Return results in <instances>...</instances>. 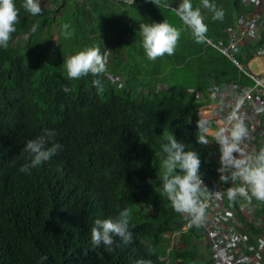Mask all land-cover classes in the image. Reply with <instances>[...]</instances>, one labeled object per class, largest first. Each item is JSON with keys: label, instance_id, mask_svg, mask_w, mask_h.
Returning <instances> with one entry per match:
<instances>
[{"label": "trees", "instance_id": "16d2710c", "mask_svg": "<svg viewBox=\"0 0 264 264\" xmlns=\"http://www.w3.org/2000/svg\"><path fill=\"white\" fill-rule=\"evenodd\" d=\"M142 1L121 7L107 0H40L41 12L33 16L22 8V0H14L18 21L7 47L0 48V264H37L41 255L47 256L44 264H135L137 259L150 264H212L195 228L180 233L170 246L169 234L181 230L182 221L161 195L159 182V145L169 132L185 150L195 151L200 167L212 173L215 146L195 140L202 102L173 86L156 89L154 80L136 85L119 74L123 62L143 71L163 70L142 63L149 60L141 45L118 48L128 40L123 19L137 24L146 11ZM210 2L224 11L222 20L207 22L206 37L213 41L225 42V31L234 30L236 17L253 11L241 0ZM259 14L264 24V1ZM65 23L72 31L68 38L61 35ZM263 44L264 29L261 40L246 43L235 59L245 67ZM91 46L105 56L104 73L69 79L64 60ZM105 73L121 83L107 80ZM229 74L223 81L243 80ZM206 78V86L221 81L212 74ZM93 79L101 80L103 92L97 93ZM62 86L70 91L63 92ZM43 129L55 130L62 150L31 174L18 172L27 159L24 142ZM254 202L255 218L244 224L251 237L264 235V204ZM125 207L133 241L123 245L117 240L111 251L91 248L92 220Z\"/></svg>", "mask_w": 264, "mask_h": 264}, {"label": "clouds", "instance_id": "9594fccd", "mask_svg": "<svg viewBox=\"0 0 264 264\" xmlns=\"http://www.w3.org/2000/svg\"><path fill=\"white\" fill-rule=\"evenodd\" d=\"M157 8L170 9L169 0H150ZM201 5L211 13L213 20H222L224 11L210 0H201ZM22 8L30 15L40 14V0H22ZM183 26L190 30L193 39L203 42L207 39V25L203 22L199 7H193L192 0H179L176 7L171 8ZM18 21V8L14 0H0V48L7 47L10 34L15 31ZM36 25L31 27L35 31ZM61 35L65 38L72 36L69 24L60 26ZM140 45L147 60L153 61L163 55H171L175 49L180 29L161 22L141 23L138 26ZM64 70L69 79H78L86 75L98 76L105 71V56L99 47L91 46L77 51L64 60ZM97 93L104 91V85L99 79L91 81ZM67 93L70 89L62 86ZM225 127L219 128L213 137L218 145V160L216 172L221 183H228L224 191H209L203 183L200 172L201 160L193 150H185V144L174 138L170 132L159 145L161 175V195L165 196L171 208L184 214L189 227H199L205 219L206 200L215 192L217 196L224 195L229 201L237 197L245 201L255 199L264 204V148L249 154L242 148V142L248 136V130L242 118L232 110L227 114ZM199 135L196 143H209L207 133L209 121L199 118L195 122ZM54 129H43L41 134L28 139L23 144L27 159L18 167V172L31 174V169L39 167L62 150L63 145L54 137ZM235 154V155H234ZM151 182V181H149ZM90 247L101 246L111 251L114 244L128 245L133 241L130 230V212L128 208L119 209L115 215L105 218H94L89 228ZM47 256L38 257L37 264H44ZM135 264H150L148 260L137 259Z\"/></svg>", "mask_w": 264, "mask_h": 264}, {"label": "built area", "instance_id": "2783aa9c", "mask_svg": "<svg viewBox=\"0 0 264 264\" xmlns=\"http://www.w3.org/2000/svg\"><path fill=\"white\" fill-rule=\"evenodd\" d=\"M115 5H131L134 0H107ZM246 5H252L256 12L262 10L264 0H241ZM264 24L260 14L252 13L240 15L236 19L235 29L226 31L228 42L225 46L205 42L220 55L229 59L240 71L241 83L222 82L211 83L196 96L202 100L197 107L198 118L209 121V131L206 134L216 148L215 166L211 174L200 167L203 183L209 191H224L229 184L221 183L216 172L218 160V145L213 141L215 132L225 127V117L235 110L245 123L248 136L242 142L246 153H253L264 148V44L253 55L249 62L256 63L257 71L241 65L234 57L242 46L252 42L257 44L261 40ZM105 78L115 83L121 79L115 75L105 73ZM235 155V154H234ZM205 219L199 227H189L184 214L178 213L182 221L181 230L169 234L170 246L176 244L180 233L195 228L201 233L212 264H264V235L261 233L251 237L244 231L245 223L254 220L256 204L254 199L248 201L237 197L229 201L226 196H217L212 192L206 200Z\"/></svg>", "mask_w": 264, "mask_h": 264}, {"label": "crops", "instance_id": "0c3cea01", "mask_svg": "<svg viewBox=\"0 0 264 264\" xmlns=\"http://www.w3.org/2000/svg\"><path fill=\"white\" fill-rule=\"evenodd\" d=\"M105 1V0H104ZM170 9H165L162 7H155L150 0H143L141 5V9L145 12H143L141 14V17L139 19V22L137 24L132 23L128 20H124L122 24H124L125 26H127V28H125L126 35L127 38L124 40H127L128 38H132V39H136L138 38L140 40V36H138L139 34V30H138V26L141 23H152V22H161L162 20H166L169 24L177 27L178 29H183L185 28L187 31H190L189 29H187L185 26H179V24L182 25V23L180 22L179 18L175 15V13L171 10V8H174L175 6H177V4L179 3V0H169ZM192 3L197 4V6L200 8L201 11V15L203 16L204 20L203 22L207 25V22L211 20V17L208 15V17L206 18V12H209L207 9H204L203 7H201V0H192ZM242 3V1H241ZM111 4V3H110ZM199 4V5H198ZM245 6H251L246 5L244 3H242ZM128 5L129 7L132 6ZM118 6V5H117ZM119 6H125V5H119ZM202 8H203V13H202ZM161 9V10H160ZM134 9H131L129 13H133ZM210 13V12H209ZM252 13H258L256 12L255 9L253 8V11L248 13V14H252ZM205 14V16H204ZM245 15V14H242ZM240 16V15H239ZM238 16V17H239ZM236 17V19L238 18ZM122 17H120L121 19ZM236 19H235V23H236ZM234 29H235V25H234ZM228 30V29H227ZM226 30V31H227ZM232 30V29H231ZM137 33H136V32ZM182 31V30H181ZM185 31V30H184ZM208 26H207V32H208ZM225 31V42L219 40V41H213L211 39H206L208 41H210L211 43L217 45V44H221L223 46H225L228 42V36L227 33ZM206 32V33H207ZM205 33V35H206ZM125 34V33H124ZM134 35L133 36L131 35ZM181 35V34H180ZM187 34L184 33V35H181V37L178 38L175 49L173 51V53L171 55H164L165 57H167L168 59H176L177 61H179L180 63L186 65V62L190 59V58H194L197 63L199 65H197V68L195 70H199V72L196 75V79L195 81L191 83V87H190V92L188 93L189 96H192L194 99H196L199 102H202L201 99H199V97H197L196 95L200 92L203 91L207 86L205 81L209 78H206L207 75H218L221 78L222 82H228V81H223V77H225L226 74L229 73V69H231L232 63L230 62L229 59L225 58L222 55H219V53L217 51H215L212 47H210L205 41L197 43L195 40L192 41H188L186 42L183 38V36H186ZM135 40H133L134 42ZM133 42L132 45H128L129 47H133ZM178 51V52H177ZM239 51V49H238ZM238 52H236L234 54H237ZM178 55L184 56L182 57H177ZM217 56H219L220 58L223 57L220 61L217 59ZM186 61V62H185ZM251 62H248V64H250ZM125 62H123V64L121 65V67L119 68L120 71V75L125 76L127 79L131 80L132 82H134L136 85H145V84H150L151 80H154L157 78V76L159 77V71L155 69H149L148 67L145 68L144 71H142V69L140 67H133L131 65H127ZM231 65V66H230ZM246 65V66H247ZM177 66V70L180 71L182 74L185 73V70L187 69V71L189 72L191 69L192 72V68L195 67V65H189L187 67L182 66V65H176ZM137 70H136V69ZM190 68V69H189ZM257 69V68H256ZM144 74V75H142ZM241 75V74H240ZM238 75V78L239 76ZM143 78V80H142ZM185 77L183 76L181 81H185ZM190 81V79H189ZM218 82V83H222V82ZM155 85L156 89H163V88H167V87H179L180 86V82L179 83H175L172 82L171 84H168L166 82L163 81H155L153 83ZM152 85V84H151ZM178 89V88H177Z\"/></svg>", "mask_w": 264, "mask_h": 264}, {"label": "rangeland", "instance_id": "374dc122", "mask_svg": "<svg viewBox=\"0 0 264 264\" xmlns=\"http://www.w3.org/2000/svg\"><path fill=\"white\" fill-rule=\"evenodd\" d=\"M176 7V6H175ZM179 26H183V25H181V24H179ZM182 30V31H181ZM180 30V32H181V35H184V33H186L187 35L186 36H183V38H184V40L186 41V42H188V41H192V40H194L193 39V37H192V35H191V32L190 31H187L185 28H183V29H181ZM185 30V31H184ZM123 31L126 33L127 31H125V29H123ZM136 32V31H135ZM137 33V32H136ZM132 36H133V38H134V35L133 34H131ZM181 35H180V37H181ZM138 36H140L139 34H138ZM119 37V35H117L116 36V38H118ZM135 41H134V45H135V47H139L140 46V40L138 39V38H136V39H134ZM132 41H133V39L132 38H128V40L127 41H125V42H120L121 44L119 45V49L120 50H123L124 49V47L126 46V45H129L130 43H132ZM50 46L51 47H54L55 46V37L52 39V41H51V44H50ZM178 52V51H177ZM178 58L179 57H184V56H181V55H178L177 56ZM216 57H217V59L218 60H220V61H222L221 59L222 58H220L219 56H217L216 55ZM159 58V60L157 59L156 61H142V63H147V65H150V67H159V66H161V67H163L162 69V71H159V77L157 76V78L156 79H154V81H157V80H159V81H163V82H166V83H168V84H171L172 82H175V83H179L180 82V86L179 87H177L178 89H177V91L179 92V91H182V92H185V93H189L190 91V87H191V81H192V83L195 81V79H196V75L195 74H197L198 72H199V70H195L196 68H197V65H199L198 63H197V61L194 59V58H190L187 62H186V65L187 66H191V65H195V67H193L192 68V72H191V69H190V71L188 72L187 71V69L185 70V73L184 74H182L180 71H178L177 70V66L176 65H182V66H185V67H187L186 65H184V64H182V63H180L179 61H177L176 59H169L170 61H168V58L167 57H165L164 55L163 56H161V57H158ZM165 60V61H161V60ZM109 61H111L110 60V58H109ZM167 61V62H166ZM108 62V61H107ZM160 63H161V65H160ZM141 65H145V64H141ZM160 68V67H159ZM244 68V70L246 69V67H243ZM142 69V71H143V69L144 68H141ZM162 72V73H161ZM230 73H232V74H229L228 76H234V75H236V76H238V75H240L241 73H240V71L239 70H237V69H232L231 68V70L229 71ZM161 73V74H160ZM238 74V75H237ZM183 76L186 78L185 79V81L183 80V81H181L182 80V78H183ZM235 76V77H236ZM217 77V78H216ZM214 78L217 80L218 79V76L216 75H214ZM189 79H190V81H189ZM142 80H143V78H142ZM242 80V79H241ZM240 82H245V81H240ZM153 86V85H152ZM144 96V95H143ZM197 263H199L200 264V262H197Z\"/></svg>", "mask_w": 264, "mask_h": 264}, {"label": "water", "instance_id": "95a60500", "mask_svg": "<svg viewBox=\"0 0 264 264\" xmlns=\"http://www.w3.org/2000/svg\"><path fill=\"white\" fill-rule=\"evenodd\" d=\"M257 62H258V59L255 60L254 62H251L250 64H248L247 67H248L249 69L253 70L254 72H256V71H257V69H256V63H257Z\"/></svg>", "mask_w": 264, "mask_h": 264}]
</instances>
